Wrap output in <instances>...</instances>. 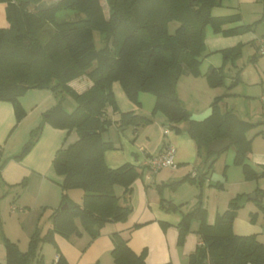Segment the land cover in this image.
Segmentation results:
<instances>
[{
    "label": "trees",
    "instance_id": "obj_1",
    "mask_svg": "<svg viewBox=\"0 0 264 264\" xmlns=\"http://www.w3.org/2000/svg\"><path fill=\"white\" fill-rule=\"evenodd\" d=\"M42 1L0 0L5 3L8 22L6 27H0V101L12 104L16 123L25 115L20 97L32 88L65 92L74 98L76 106L68 111L57 102L11 158L20 160L30 151L44 122L67 132L75 130L77 139L57 149L52 159L56 174L63 179L60 205L49 215V227L42 231L37 225L25 251L16 242L4 238L6 260L0 264H27L40 255L42 242H55V234L68 238L85 231L93 239L105 223L127 219L132 211L131 184L142 173L139 166L130 162L116 168L106 164L104 152L114 145L103 134L112 124L119 130L128 125L145 126L152 123V115L161 112L170 130L176 133L184 130L194 141L198 156L204 158L196 175L159 184V188L164 185L176 188L187 179L201 185L212 169L216 154L225 150L209 151L207 145L214 139L230 140V146L235 147L234 161L242 166L246 178L264 176V169L257 173L246 162L251 151L247 132L255 123L232 109L221 112L217 104L220 97L211 103L208 116L194 119L176 88L183 73L199 74L207 26L215 33L238 34L251 30L256 22L222 29L225 23L239 21L237 14L220 17L211 14L212 8L221 5L222 0H105L106 13L101 0H54L41 7ZM61 9L75 11L76 17L58 19L56 13ZM170 22L177 23L172 33L168 30ZM95 31L99 33V48L95 46ZM241 48L239 44L221 50L224 63L235 60ZM82 75L92 85L78 93L69 82ZM225 78L223 66L213 67L206 74L210 87L224 85ZM115 81L134 104L140 103L141 91L153 94L151 115L120 110L112 89ZM238 81L235 75L228 88ZM107 107L119 114L117 120L107 115ZM180 123H185L184 129L179 127ZM24 183L23 180L21 184ZM116 185L123 188L121 197L115 194ZM70 189L82 190L81 202L69 197ZM198 193L197 202L186 212L172 201L161 199L164 210L181 212L177 224L179 244L191 230L192 222L198 223L196 232L201 244L188 256V264H264V243L257 235H239L232 229L241 196L230 199L227 209L217 213L215 222L209 224L201 189ZM62 205L65 207L61 208ZM111 241L110 254L115 264H147L145 251L135 252L120 232H113ZM41 259L40 255L38 261ZM56 263L67 264L62 254Z\"/></svg>",
    "mask_w": 264,
    "mask_h": 264
},
{
    "label": "crops",
    "instance_id": "obj_2",
    "mask_svg": "<svg viewBox=\"0 0 264 264\" xmlns=\"http://www.w3.org/2000/svg\"><path fill=\"white\" fill-rule=\"evenodd\" d=\"M211 13L215 17L238 15V22L222 25L224 30L239 24L260 21L252 30L238 34L215 33L211 28L209 32L207 29L205 30V48L208 54L239 44L244 45L246 61L240 65V69H238L239 65L237 68L234 67L229 76L232 81L237 75L240 80L239 85L244 90H226L227 93L234 94L225 98L223 106L243 115L240 117L246 119V100L256 97V94L259 93L260 102L264 104V65L260 66L258 58L255 60L254 56L251 59V55L247 54L252 49L255 54L257 53V40L264 35V0H222L221 5L213 7ZM5 18V3L0 2V27L8 25ZM208 54L201 60L203 66L201 64L199 76L185 73L177 82L179 98L190 112L191 117L198 120L209 115V104L216 94L214 89L208 85L206 74L213 67L219 66L213 60L205 63L204 59L208 58ZM260 56H264V54ZM69 85L76 92L81 93L88 89L92 82L86 75H82L71 80ZM251 86H255V91H250ZM258 86L261 88L260 92ZM112 89L120 110L135 111L134 109L137 107L127 99L126 95H123L122 88L112 84ZM60 93V91L53 92L49 89L32 88L27 90L20 97V104L25 110V115L17 123L12 104L0 101V195L6 197L11 213L0 226V263H4L6 260L4 238L16 242L19 249L22 247L21 243L27 247L28 238L35 226L44 223L41 228L46 231L50 225L49 215L60 205V183L63 177L56 174L52 166V159L57 149L77 139L75 130L67 132L65 129L55 128L44 122L41 133L30 151L20 160L11 158L28 140L30 131L43 121L47 111L59 101L65 107L63 101L59 99ZM110 111L112 109L108 107L107 115L116 119V113ZM166 122L164 114L156 113L155 121L150 124L123 128L124 131L120 130L123 135V139L119 143L120 147L115 146L104 152L105 162L111 168L130 162L138 165L141 170V176L131 184L129 200L132 211L127 219L105 223L100 228L98 236L93 239H90L85 231L80 235H72L68 238L55 234L54 243L41 245L39 250L41 261H38L40 255L34 257L37 264H57L59 254L63 255L67 264H115L110 254L112 249L111 234L115 231L120 232L128 239L129 246L135 252L145 251L147 264H161L167 261L172 264H188V256L197 245L201 244L200 236L196 232L197 224L194 226V221L192 222L191 230L179 244L177 224L181 218V212L165 211L161 206V199H169L179 205L181 211L186 212L195 204V197L198 194L197 185L187 179L173 188V194L169 195L166 193L168 187L159 188L158 185L179 180L188 174L192 177L193 167L197 162L196 147L194 141L185 132L176 133L170 130ZM185 126L183 123L181 128H185ZM165 130L167 131L165 132ZM104 134L108 135L107 140L113 139L109 135V131ZM112 143L115 145L114 142ZM124 144L128 145L127 150L124 149ZM167 145H171L175 149L176 167L163 168L155 173L149 172L145 166L146 159L160 153ZM23 180L25 183L21 184ZM117 186L114 187L115 194L121 197L123 188L120 185V187ZM71 190H73L70 192L71 195L68 193L71 199L76 202L81 201L83 192L78 193L75 189ZM228 202L229 200L225 204V209L228 207ZM219 203L220 200H216L214 216H212L213 213L210 215L207 210V223L215 222ZM204 204L202 201L203 207H208V201L206 203L204 201ZM2 212L3 210H0V216H2ZM135 224L138 226L133 228ZM234 230L235 233H240L237 228ZM251 231L256 235L261 233L257 228L255 230L249 228L248 232ZM45 244H53L56 247V253L50 263L46 260L43 261L42 251L46 254L49 249L44 246Z\"/></svg>",
    "mask_w": 264,
    "mask_h": 264
},
{
    "label": "rangeland",
    "instance_id": "obj_3",
    "mask_svg": "<svg viewBox=\"0 0 264 264\" xmlns=\"http://www.w3.org/2000/svg\"><path fill=\"white\" fill-rule=\"evenodd\" d=\"M51 1H54V0H43L39 4V6L43 7L45 5H48V4H50ZM101 2L103 4V8H104V11L106 13L107 12L106 2H105V0H101ZM56 16L58 19H74L76 17V12L73 10H70V9H61V10L57 11ZM259 22L256 21V23H255V21H254V22H251V24L255 23V25H256ZM255 25H253V28L255 27ZM176 26H177L176 22H170L168 25L169 32L172 33ZM210 28H211V26L206 27V29L208 30L207 32H209ZM211 30H212V28H211ZM94 41H95V46L97 48H99L101 46V42L99 40V33L97 31L94 32ZM243 47H244V45H242L241 54L235 60L232 61L229 59L225 63L223 61L222 51H212V52H209V54H208L206 52L207 50L205 48L203 56L208 54L207 55L208 58L204 59L205 63H207V61L213 60L214 63L217 64V66H223V74L226 75L224 85L218 86V87H212V89H214V92H216V94L214 95V97L212 98V100L209 104L210 113H211V103L214 101L215 98H218V97H220V100L217 103L220 111L223 112L226 110V108H224V106H223L224 100L226 97L232 96L234 94V93L229 94L226 92V90H228V91H231V90L233 91L235 89L237 91H243L244 90L241 88V85H239L240 80L234 86H232L231 88H228L229 84L231 83V79L229 78V76L232 74L234 67L237 68L238 67L237 65L240 66L241 64H243L246 61L247 55L244 54ZM247 54H248V56L251 55V57H250L251 59H253L254 56H255V60L258 58L259 59L258 63H260V66L264 65V56H260V54H258V53L255 54L253 49L251 51H249ZM201 64H202V62H201ZM201 64L199 66L200 71H201ZM202 66H203V64H202ZM240 68H241V66L238 69H240ZM184 74L185 73H183L182 75H184ZM199 74H198V76H199ZM191 75H193V74H191ZM113 84H114V86H117L121 89V86L117 81H115ZM254 87L255 86L250 87L251 92L255 91ZM263 88H264V84H263ZM258 90L260 92V90H261L260 86H258ZM121 91H122L123 95L125 96L122 89H121ZM259 95L260 94L258 93V94H256V97H252V98H249L248 100H246L247 101L246 119L255 123V125L247 132V136L249 138H251V151L247 156L246 162L257 173H259L260 171H262L264 169V104H262L260 102ZM59 99L63 101V103L65 104V107L68 111L73 110L76 106L74 98L65 92L60 93ZM139 102H140L139 104H135V107H137L136 109H134L135 112H137L139 114L142 113L143 115L150 116L152 109H153V106H154V95L151 94L150 92H147V91H141L139 93ZM107 109H108V107H107ZM110 112H113V111H110ZM157 113L162 114L161 112H157ZM116 116H117L116 119H112L110 116L109 117L112 120H117L119 114L116 113ZM239 116H243V115H239ZM152 117H153L152 118L153 121H155V115H152ZM129 126H132V125L125 126V128L129 127ZM182 126H183V123H180L179 127L181 128ZM181 129H184V128H181ZM108 131H109V135L111 136V138H113L111 141L115 143L114 147L116 146L117 148H119L120 147L119 143H120L121 139H123L122 133L116 127L115 124H112L108 128ZM123 131H124V129H123ZM181 132H185V131L182 130ZM104 138L107 139L108 135L104 134ZM124 149L127 150L128 145L124 144ZM234 154H235V147L233 145L229 146L223 152L216 154V156H215L216 159L214 161V164H213L212 169H211L210 173L208 174V176L203 180L201 185H198L197 183H195V184L197 185L198 192L201 189V192H202L201 201H203V204H204V201H205V203L208 201V207H204L206 209V216H207V210H208V213H210V215L213 213L212 216H214V214L216 212L215 211L216 200H218V199L220 200V203H219V207H217L218 208L217 213H222L224 210H226L225 204H226L227 200H230L236 196L242 197L244 195L251 196L252 194H255L256 198H249L244 202L243 205L236 208V216H235L233 223H232V229H233V231H235L234 230L235 228H237L239 230L238 232H240V233H236V234L249 235V234H254L253 231L248 232L249 228H252V229L254 228V230L257 228L258 230L261 231V233L259 232V235H257L258 240H260L262 243H264V197H263L264 176H260L258 178H246L244 175L242 166L240 164L235 163ZM196 157H197V162L194 165L195 167H193L194 171L192 170L193 171L192 173H194L196 171L195 169L198 168L197 165L202 166V164H203V160H204L203 156H201V157L198 156V154L196 152ZM132 160L134 161V158ZM201 166H199V167L201 168ZM207 181H209L210 183H208ZM164 184H167V183H164ZM165 186L168 187L166 190V193L168 195L173 194V190H172L173 188L170 185H164L162 187H165ZM117 187H120V186L118 185ZM71 191H73V190L70 189V191L68 192L69 195H71L70 194ZM75 191H77L78 193H82V190H80V189H75ZM260 195L262 196V198L259 200L258 196H260ZM167 200H169V199H167ZM238 201L239 200H237V203H238ZM79 202H81V201H79ZM196 202H197V196L195 197V203ZM204 206H205V204H204ZM212 206H214V207H212ZM0 207H1L0 210H3V212L1 213L2 216H0V226H1L3 224L2 222H4V220L6 221L8 219V216L11 215V213L9 212V203H8V201H6L5 196L0 195ZM184 208H186V207H184ZM170 212H175V211H170ZM12 216H14V215L12 214ZM196 224L198 226L197 221H194L193 225L195 226ZM43 225H44V223L38 224V226L40 227V229L42 231H43V229L41 228V226H43ZM235 225H236V227H235ZM36 226H35V228H36ZM35 228L33 229V231L35 230ZM33 231H32V233H33ZM32 233L30 234V236L32 235ZM30 236H29V238H30ZM29 238L27 241V246L29 243ZM43 243H49V242H42L40 244V248L42 247L41 245ZM52 245L53 244H51V245L45 244L44 245L45 247H47L49 249H48V252H46V254H44V252L42 251L43 261L46 260L50 263L51 259L53 258L54 254L56 253V247L54 245L53 246ZM21 246L22 247H20V249L22 248L21 250H25L26 245H23L21 243ZM40 248H39V250H40ZM26 249H27V247H26ZM28 264H37V262H36L35 258H31L29 260Z\"/></svg>",
    "mask_w": 264,
    "mask_h": 264
},
{
    "label": "built area",
    "instance_id": "obj_4",
    "mask_svg": "<svg viewBox=\"0 0 264 264\" xmlns=\"http://www.w3.org/2000/svg\"><path fill=\"white\" fill-rule=\"evenodd\" d=\"M257 53L264 54V35L260 36L257 40ZM167 130H165L166 132ZM175 149L171 145H167L160 153L150 156L145 161V166L151 173H155L163 168H174L176 164L174 162ZM196 172L192 173L195 176Z\"/></svg>",
    "mask_w": 264,
    "mask_h": 264
},
{
    "label": "water",
    "instance_id": "obj_5",
    "mask_svg": "<svg viewBox=\"0 0 264 264\" xmlns=\"http://www.w3.org/2000/svg\"><path fill=\"white\" fill-rule=\"evenodd\" d=\"M230 140L229 139H214L211 142L208 143L207 149L214 153H219L220 151L228 148L230 146ZM249 198H256L255 194H252L251 196H242L238 201V206H241L244 204V202ZM262 196H258V199L260 200ZM65 205H62L61 208H64Z\"/></svg>",
    "mask_w": 264,
    "mask_h": 264
}]
</instances>
